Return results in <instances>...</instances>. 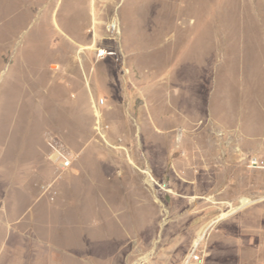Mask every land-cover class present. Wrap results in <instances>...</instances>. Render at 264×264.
<instances>
[{
	"label": "rangeland",
	"instance_id": "rangeland-1",
	"mask_svg": "<svg viewBox=\"0 0 264 264\" xmlns=\"http://www.w3.org/2000/svg\"><path fill=\"white\" fill-rule=\"evenodd\" d=\"M0 264H264V0H0Z\"/></svg>",
	"mask_w": 264,
	"mask_h": 264
},
{
	"label": "bare ground",
	"instance_id": "bare-ground-1",
	"mask_svg": "<svg viewBox=\"0 0 264 264\" xmlns=\"http://www.w3.org/2000/svg\"><path fill=\"white\" fill-rule=\"evenodd\" d=\"M113 24H115L114 26L112 25L111 26V29L112 30H115V27H116V22H113ZM12 33H13V31H12ZM10 39H11V37H10ZM13 40H14V37H13ZM11 42H12V40H11ZM9 43H10V41H9ZM49 57V56H48ZM52 57V56H51ZM45 58H47V57H45ZM49 59V58H48ZM47 59V60H48ZM51 59V58H50ZM53 61V60H52ZM47 63H48V61H46ZM47 65V64H46ZM54 66V65H53ZM47 67V66H46ZM32 68V67H31ZM33 69V68H32ZM54 69V68H53ZM49 72V71H48ZM22 77V76H21ZM23 77H24V75H23ZM26 77V76H25ZM28 78V77H27ZM22 80V82L23 83H25V79H21ZM30 81V80H29ZM7 86V85H6ZM20 86V85H19ZM26 86V85H25ZM4 89V88H3ZM6 90V89H5ZM13 101H15V99L13 100ZM17 102H19L18 100H17ZM21 102V101H20ZM11 106V105H10ZM5 107V106H4ZM47 107V106H46ZM22 108V107H21ZM39 108V107H38ZM14 109V108H13ZM51 109V108H50ZM27 110H28V108H27ZM41 110V109H40ZM44 110V109H43ZM53 110H55V109H53ZM57 111V110H56ZM55 111V112H56ZM26 112V111H25ZM47 112V111H46ZM49 113V112H48ZM35 114V113H34ZM38 115V114H37ZM14 116V115H13ZM51 116V115H50ZM34 117H35V115H34ZM53 117V116H52ZM19 118V117H18ZM35 119H37V118H35ZM41 120V119H40ZM58 120V119H57ZM56 120V121H57ZM40 123V122H39ZM42 124V123H41ZM105 170H107V169H105ZM102 172H104L103 171V169L102 170H100V173H102ZM102 177V176H101ZM150 177V176H149ZM103 194L104 195H106V197L107 198H104V200L107 202V203H115L116 202V195L118 194V193H120V190L118 189V188H116V189H114V190H109V188H106V189H104L103 191ZM111 192V193H110ZM111 195H110V194ZM113 195H115V196H113ZM131 196H132V198L130 199L131 200V202L132 203H134L135 205L137 204V203H140V205L142 206V205H144V206H142L143 208H148L147 206H148V204H149V202H148V200H147V198L145 197V196H143L142 198L138 195V194H135V193H132L131 194ZM248 203V201L247 200H243V206L244 205H246ZM145 205H146V207H145ZM108 212L109 213H111L110 212V210L108 209ZM109 213H108V215H106V213L104 214L102 211L100 212V214L101 215H97V216H87L86 215V217L85 216H81V217H78V219H79V221L81 222V221H83V222H88V221H90V220H93V219H96V218H98V219H100V220H102V221H106V220H108V216H109ZM142 217V218H141ZM147 215H145V216H136L135 217V223L137 224V225H140L141 223H143L144 221L146 222V219H147ZM221 218H223L222 216L218 219V220H220ZM67 219H71V218H67ZM65 220H66V218H65ZM144 222V223H145ZM107 222H103V226L101 227V228H103V230H106V232L104 231V234H102L103 235V241H104V238H105V236L107 237V238H109L110 237V235H111V237L109 238V240L107 239V241L109 242V244H108V246H107V248L106 249H104V251H106V250H108L109 249V245H110V243H111V239L113 240V238L116 236V237H118L119 238V235L118 234H116V233H112L111 234V232H110V228H112L111 226H110V222L108 223V224H106ZM215 223V222H214ZM212 224V223H211ZM211 227V226H210ZM209 228V226H207L203 231H202V233H201V236H200V238H199V241L202 239V236L204 235V233L206 232V230ZM207 233V232H206ZM91 235V237H92V240H93V242L95 241V237H94V234H90ZM121 242V241H120Z\"/></svg>",
	"mask_w": 264,
	"mask_h": 264
},
{
	"label": "built area",
	"instance_id": "built-area-1",
	"mask_svg": "<svg viewBox=\"0 0 264 264\" xmlns=\"http://www.w3.org/2000/svg\"><path fill=\"white\" fill-rule=\"evenodd\" d=\"M68 165H69V162H66V163H65V166H68Z\"/></svg>",
	"mask_w": 264,
	"mask_h": 264
}]
</instances>
